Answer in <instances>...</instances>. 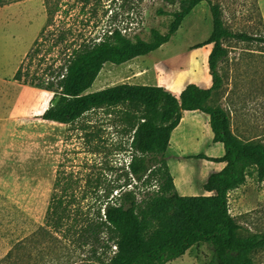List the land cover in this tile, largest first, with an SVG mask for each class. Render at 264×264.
I'll return each mask as SVG.
<instances>
[{"label": "rangeland", "instance_id": "rangeland-1", "mask_svg": "<svg viewBox=\"0 0 264 264\" xmlns=\"http://www.w3.org/2000/svg\"><path fill=\"white\" fill-rule=\"evenodd\" d=\"M181 1L51 0L50 4L58 5L60 10L54 18V24L43 37L41 47L44 51L40 57L44 56L46 61L40 65L39 59H35L31 70L34 72L38 69L41 74L51 64L61 66L64 63L61 53L67 45L78 46L82 40L96 39L98 42L115 29L125 28L131 39L140 37L147 40L152 29L165 34L173 20L171 14L180 10ZM11 2L0 7V82L3 84L0 86V97H9V100L1 102L0 110L4 112V122H12L14 129V141L10 148L7 146L12 136L8 133L4 135V158H19L22 175L18 185H15L13 177L11 188L6 170L2 187L16 193L15 197L33 217L24 215L23 211L20 216L13 213L6 198L0 195V241L8 251L0 264H106L116 251V247L107 241L106 232L100 235L99 241H96V237L87 239L84 232L70 231L66 226H58L53 222L46 223V211L65 149L72 160V163L66 164V169L77 178H83L80 172L89 170L84 165V157L92 160L96 178L104 183L97 191L102 196L105 194V185H123L127 180L126 172L133 154L130 148L132 133L128 125L122 122V114L118 109L97 110L87 114L73 127L75 130L71 131L67 141V125L41 119L52 104L54 93L20 84L14 80V75L46 25V0ZM210 3L221 7L229 31L264 36V20L258 0H208L199 4L184 19L169 43L148 56L140 57L137 62L150 65L156 61L161 68L159 73L163 82L182 76L176 74L174 77L172 71L186 72V66L190 64L186 60L188 55L212 34ZM63 33H66L65 42L52 47L48 54L51 45ZM223 44L228 51L227 57L219 64L223 85L213 93L207 105L222 107L227 111L232 132L238 140L264 143V43L226 39ZM203 55V52L196 55L198 60L193 62L196 70L191 73L192 77L185 76L177 88L168 84L175 92L190 81L206 89L201 81L209 82L208 76L212 85L209 70L208 76L203 70ZM25 62L27 66L29 62ZM127 69L128 65L106 64L90 92L122 84L119 79ZM163 69H169V75ZM152 74L146 77L153 79ZM164 76H167V80H164ZM113 77L116 79L104 88L100 86L103 81ZM164 88L167 87L164 85ZM84 124L86 129L83 130ZM88 132L95 134L92 149L85 145ZM170 145L165 160L175 178L177 192L182 196L205 195L203 186L209 174L224 167V164L216 165L196 158L200 154L216 157L224 154L223 145L213 142L210 116L199 111L186 112L184 122L173 133ZM130 180L132 182L128 190H135L139 199L156 190L159 183L156 180L145 185L131 179V176ZM75 195L77 198L73 206L81 205L85 209L86 202L91 204L88 199L79 204L82 199L80 190ZM99 206L97 203L96 207H92L90 216H97ZM229 208L237 222L249 224L246 229L255 228L264 233V227H259L264 222V181L249 177L244 186L230 192ZM213 254L211 243H199L185 257L182 256L181 261L170 264H209Z\"/></svg>", "mask_w": 264, "mask_h": 264}, {"label": "trees", "instance_id": "trees-1", "mask_svg": "<svg viewBox=\"0 0 264 264\" xmlns=\"http://www.w3.org/2000/svg\"><path fill=\"white\" fill-rule=\"evenodd\" d=\"M8 1V2H7ZM0 0V6L19 0ZM46 0L47 22L34 41L31 49L18 67L14 80L20 84L53 92L52 104L41 119L67 125L66 141L76 124L89 113L97 110L118 109L122 122L132 133V156L123 185H105V194L97 191L103 181L96 178L95 164L84 157V178H77L68 172L67 163H72L68 150L62 152L58 165L50 202L46 211V223L66 226L70 231L84 232L87 239L106 232V239L116 247L114 255L106 264H167L184 256L199 243H211L214 254L209 264H255L252 254L264 249V233L242 236V226L230 213V192L247 183L249 177L264 181V143H245L232 132L230 115L222 107H211L207 103L214 92L223 85L219 64L228 51L223 42L236 39L245 42L264 43V36H250L229 31L219 5L210 3L213 31L209 39L196 47L201 49L213 45L208 58L210 88L188 84L179 96L161 86L122 83L96 92H90L94 82L108 63L121 66L138 57H144L159 50L170 42L180 29L184 19L202 2L208 0H182L180 10L172 13L168 31L163 34L152 29L150 37L131 39L115 29L104 38L82 40L76 46L63 49L64 63L51 64L40 74L31 70L32 63L39 59L45 63L43 37L60 10L58 5ZM11 2V3H12ZM71 30H68V32ZM66 33L51 45L58 47L65 42ZM28 65L26 66V62ZM203 112L210 116L213 142L221 143L224 155L214 158L198 155V159L224 164L212 173L203 188L205 195L182 196L176 191L174 178L165 160L173 132L179 127L185 112ZM86 129V124L82 125ZM94 132L85 135V145L93 148ZM134 179L150 185L159 180L156 190L139 199L135 190H128ZM138 188V187H136ZM82 192L84 207L73 206L75 193ZM97 216L89 212L96 207ZM93 204V205H92ZM103 212V213H102Z\"/></svg>", "mask_w": 264, "mask_h": 264}, {"label": "crops", "instance_id": "crops-1", "mask_svg": "<svg viewBox=\"0 0 264 264\" xmlns=\"http://www.w3.org/2000/svg\"><path fill=\"white\" fill-rule=\"evenodd\" d=\"M258 1H259V4H260V8H261V11H262V17H263V20H264V0H258ZM207 47H208V49H207ZM212 47H213V45H207V46L203 47V49L201 48V50H195L196 48L193 49L191 51V53L188 55L187 59H186L187 62L190 61V64H188L186 66L187 67V71L186 72H181V71L177 72L175 70L173 72L171 70L172 74L174 75V77L176 76V74H181L182 76H179L178 78L175 77L174 80L165 81L166 83L163 82L162 75L159 73V71L161 69L159 64L156 61H152V63L150 65H147V64L143 65L145 63L137 62V61H139L141 59L140 57H138V58H136V59H134V60H132V61H130L128 63L123 64V65H128V69H127V71H125V75L120 77L119 80H121L122 83L128 82V83L136 84V85H153V86H161V87H164V85H165L169 89V91H171L173 94H175V95L177 94V96H179L180 93L183 91V89L188 84H190L192 81H190L187 84H185L178 92H175L174 89L171 88L170 86L172 85V87H176L177 88L182 83V80H183V78L185 76H190V77L193 76L191 73L193 72V70L194 71L196 70L195 69V65L193 64V62L198 60V59H196V55L198 53H200V52L204 53V55H203V57L201 59V62L203 63V65H202L203 66V70L206 72V74L208 76V70H209L208 58H209V55L211 53ZM201 62H200V64H201ZM163 71L166 72V74L170 73L169 69L168 70L167 69H163ZM149 73H153L152 74L153 75V79H150V78L146 77ZM203 74H205V73H203ZM196 76H198V73H197ZM113 79H116V77H113V78H110V79H107V80L103 81L100 84V86L102 88H104L106 86V84L110 83ZM164 80H167V76L166 77L164 76ZM208 80H209V82H206V83L203 80L201 81L202 83L200 82L201 84L205 85L206 89L210 88L212 86L211 85V79L209 78V76H208ZM168 84H170V86ZM1 85H3V84L0 82V86ZM8 98L9 97H2V98L0 97V105H1V102H5L6 100H9ZM197 112L198 111L193 112V113H197ZM3 116H4V112H2L0 110V195L6 198V201H7L8 205H9V208L12 210L13 213H17L18 216H20L22 211H23L24 215L26 214V215L32 216L31 213L28 211V209L15 197L16 193L8 192L2 187L3 186L2 183L5 182V181L3 182V178H4V174H6V170H8V173H9L8 175L10 177V180L8 178L7 179H8V181H10L9 187H11V188H13L12 187L13 186V177H15V182H16L15 185H16L17 182H21V175H22L21 174V169H20L21 168V160L19 158H15V157L9 158V159H5L4 158L5 157V151L4 150L6 148V146H4L5 145L4 144V135L6 133H8L10 136H12L13 133H14V129H13V126H12L13 125L12 122H8V123L4 122ZM183 122H184V116H183L182 121H181L179 126H181ZM10 140L11 141L8 143V146H7L8 148H10V146H11L10 144L14 141V137L12 136ZM200 155H205V154H200ZM223 155H221L220 157H222ZM205 156H207V155H205ZM208 157L218 158V157L212 156V155H210ZM203 160H205V159H203ZM206 161H209V160H206ZM212 163H214V162H212ZM214 164H216V165L218 164L219 165V163H214ZM220 170L213 171L212 173L218 172ZM15 172H16V174H15ZM212 173H210L209 176ZM174 181H175V178H174ZM175 185H176V183H175ZM16 187H18V186H16ZM238 223L242 226V229L240 230V233L243 236H247V235H250V234H262L263 233L262 231H257V229H255V228H250L249 227V230L246 229L245 227L246 226L248 227L249 224H245V223L241 224L240 222H238ZM259 227L263 228L264 227V222L260 223ZM0 239H1V237H0ZM3 246H4V244H2L1 241H0V261L8 253V251L6 249H4L5 246L4 247ZM186 255H187V253L183 257H185ZM257 256H258V260L256 259ZM252 258H253V261H254L255 264H257V261H258L259 264H264V249H259V250L255 251L252 254ZM182 259L183 258L181 257V258L176 259L174 261H171V262H169L167 264L176 263L178 261H181Z\"/></svg>", "mask_w": 264, "mask_h": 264}, {"label": "built area", "instance_id": "built-area-1", "mask_svg": "<svg viewBox=\"0 0 264 264\" xmlns=\"http://www.w3.org/2000/svg\"><path fill=\"white\" fill-rule=\"evenodd\" d=\"M152 1H156V0H151V2ZM163 1V0H162ZM119 31L122 33V35H124V36H127V37H129L128 35H127V30L124 28V29H119ZM116 249V248H115Z\"/></svg>", "mask_w": 264, "mask_h": 264}]
</instances>
